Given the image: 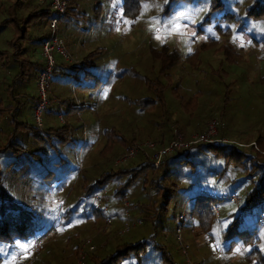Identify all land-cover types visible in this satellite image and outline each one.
I'll return each instance as SVG.
<instances>
[{
    "label": "rangeland",
    "instance_id": "1",
    "mask_svg": "<svg viewBox=\"0 0 264 264\" xmlns=\"http://www.w3.org/2000/svg\"><path fill=\"white\" fill-rule=\"evenodd\" d=\"M120 1L75 0L76 13L71 21L57 20L56 31L63 36L72 61H82V54L97 52L99 88L91 93L90 89L71 85L63 78L54 80L53 71L47 103L40 115V128L34 125L30 109L31 99L37 97L32 68L42 61L39 46L32 40L47 31L46 17L35 18L27 38L17 43L31 64L24 74L20 69L17 71L12 59L8 58V61L5 57L13 52V30L10 27L0 29V52L3 53L0 55V100L11 101L4 92L10 86L13 93L8 96L14 97L15 117L27 126V129H20V126L15 130L11 125L6 131L0 127V133L10 132L6 139L0 137V143L5 145L12 140L14 147L19 149L12 154V160L2 157V171L9 170L11 163L14 175L10 178L0 172L4 175L0 184L12 201L30 208L35 223L55 222L50 235L45 233L47 229H40L34 236L38 237L41 248L31 264L39 260V264H75L77 250L86 242L94 248L86 253L81 264H91L113 250L112 240L117 243L140 241L145 246V252H137L138 258H120L115 264H145L155 258L154 244L164 245L176 264H249L244 255L252 250V240L248 244L238 240L228 249L218 238L219 230L227 226L228 213L245 214L239 209V203L210 204L213 215L205 212L202 216L208 219L204 226L211 217L215 222L213 230L209 231L212 236L198 232L195 222L185 218L191 207L186 193L193 185V177L189 174L178 178L173 174L169 179L173 187L165 188L167 194L174 187L178 192L171 195L167 205L153 203L155 191L149 183L154 175L150 169L144 172L148 183L143 177L139 179L140 175L132 178V173H124L104 180V176H100L102 186L94 187L90 194L85 193V188L94 184L103 172L112 175L119 167L136 166L139 154L126 162L112 164L131 144L161 139L162 144L156 143L160 147L174 131L182 141H188L213 119L222 124L212 136V143L241 144L246 148L257 135L264 136V57H258L255 52V48L259 52L262 45L258 42L252 46L247 37L256 34L264 38V24L255 27L252 17L245 14H255L249 12L253 0H222V8L216 13L209 11V0L198 3L193 0H150L152 3L140 0L136 5L140 10L139 19L133 22L130 13L121 18ZM157 1L170 7L168 14L156 13L161 11L156 6ZM30 2L38 8H47L38 0H28L27 4ZM8 5V0H0V25L7 18ZM224 12L233 15V19L224 16ZM168 51H174L176 59H168L170 62L165 63V69L160 73V63L166 59ZM147 78H156L152 82L156 86L154 91L150 85H145ZM106 82L108 84H104ZM159 90L163 92L164 100L160 108L156 109L157 104L152 105L150 111L137 107L143 99L159 100ZM225 94L229 101L222 103ZM61 101L65 102L58 104ZM94 103L93 108L77 110L80 104L91 106ZM68 107H76L71 115H66ZM0 123L3 124L1 120ZM64 124H68L67 129H63ZM32 127L43 130L42 138L33 136L31 132L35 130ZM49 128L54 129L52 134L47 131ZM57 139L62 140L57 143ZM132 139L136 141L130 143ZM20 148H27L28 155H22ZM58 152H62L67 160H60ZM17 154L28 157L22 167H19L21 157ZM158 166L152 165L155 173L159 171ZM73 167H77L75 175L71 174ZM45 168L49 169L47 173ZM63 168H66V174L70 173L68 177H59ZM179 172L183 173V169L176 171ZM41 174H45L42 179ZM124 183H128L127 195L120 200L112 199L116 188ZM203 191L205 193L201 194L213 193L209 188ZM236 193L240 200V193ZM93 195L107 197L102 204L106 208L104 213L96 209ZM222 197L225 198L223 194L219 196ZM122 198L127 201V207L123 206ZM152 214L158 216L150 219ZM252 215L248 224L257 217L255 213ZM135 219L140 223L129 226ZM182 220L181 232L179 223ZM259 225L264 234V222ZM126 227L127 231L120 234L119 231ZM258 233L259 230L256 235L261 240ZM258 245L264 252V242ZM10 254L4 252L2 264L18 261ZM18 258V263L24 264L23 258ZM157 264L164 263L157 260Z\"/></svg>",
    "mask_w": 264,
    "mask_h": 264
},
{
    "label": "trees",
    "instance_id": "2",
    "mask_svg": "<svg viewBox=\"0 0 264 264\" xmlns=\"http://www.w3.org/2000/svg\"><path fill=\"white\" fill-rule=\"evenodd\" d=\"M69 0H66L68 2ZM105 1V0H104ZM202 0H193V2L198 3ZM9 4L6 12H7V18L4 19V21L1 22L0 29L1 28H8L10 27L13 30V52L11 54H6L5 57L9 61L8 58L12 59V61L17 66V71L20 69V72L24 74L26 71L28 65H31L29 60L22 56L20 58V54H22L20 47V44H17L19 40L26 39L27 38V31L32 24H34V19L39 18L40 16L46 17V20L50 17H52V13L48 7V5L45 4L47 8H38L36 5H34L32 2L28 3V0H8ZM17 2L19 3L17 5ZM140 2V0H121L120 1V8L122 9V17L124 19V14L130 13L129 16L132 18V22L135 21L137 18L139 19L140 10L136 6L137 3ZM156 3V6H159L161 11H157L156 13L165 14L169 12L170 7L164 2ZM146 3H152L150 0H148ZM77 4L75 3V0H70V4H67L66 11L60 19L62 22L67 23L66 20L71 21V17L75 16V6ZM21 5L25 6L22 7ZM222 0H209V11L211 13H216L217 10H220L222 7ZM38 8V9H37ZM249 12H254L255 14H247L248 17H252V24L255 27H261L264 24V0H253L249 7ZM166 14V15H167ZM224 16H229L230 19H233V15H229L228 13L224 12ZM65 20V21H64ZM220 22H222V18L219 19ZM10 22V23H9ZM46 27V24H45ZM47 29V28H46ZM240 29V28H238ZM240 30H243L242 28ZM255 32V30H254ZM48 35V29L45 32L44 35L37 37L33 39L32 41L36 44H38L39 48L41 43L47 38ZM248 41H250L252 46H254L256 43L261 42L262 47L258 48L259 53L256 48L255 52L257 53L258 57H264V38L262 36L254 35H247ZM63 38V36H62ZM64 39V38H63ZM87 52V51H86ZM92 51L86 53V55L82 54L80 58L82 61H78L77 63H65V62H57L55 64V67L53 69L54 71V80L63 78L66 82L70 83L71 85L79 86L81 88L90 89L91 93H95L96 90L99 88L98 85V65L96 64V53H91ZM85 53V52H84ZM3 54L0 52V55ZM27 56V54H25ZM172 58V61H175L176 55L174 51H168V54L166 56V59L163 60L162 63H160V71L162 72L165 67V63H169L170 60L168 59ZM37 65H40L38 63ZM36 65V66H37ZM41 66V65H40ZM100 67V66H99ZM38 69L36 70L37 73ZM52 71V73H53ZM36 73L34 75V80L36 78ZM52 75V74H51ZM53 79V78H52ZM156 79V78H155ZM154 79V80H155ZM51 80V78H50ZM149 78L145 81V85H150V88L152 91H154V87L152 82L154 81ZM108 84V82L104 83ZM10 87V86H9ZM6 87L4 92L7 95V98L11 100L10 102L4 101L1 102L0 100V120L3 124L0 123V127L2 126L5 131L7 126H13V128L16 130L21 126L20 129H27V126L24 123L18 122V120L15 117V113L17 111L15 107L14 97L8 96V94L12 95L13 89ZM89 91V90H86ZM162 91L160 93H157V96L159 97V100L151 99L152 101H149L150 99H147L144 101L141 100L139 102L137 107H142L145 109H148L150 111V107L152 105H156V109L160 108V105L163 103V95ZM99 97V96H98ZM97 97V98H98ZM96 98V99H97ZM221 102L225 103L228 102L229 99L226 96V94L222 97ZM36 101V98L31 99V106L30 109L32 110V107ZM65 101L58 102L64 103ZM148 103V104H146ZM146 104V105H144ZM95 105L92 104L91 106L80 104L77 107V110H84L87 108H93ZM76 109V107H68V114L71 115L73 113L72 109ZM91 110V109H90ZM58 112V110L56 109ZM58 114V113H57ZM157 113V117H159ZM218 129L221 128L222 121H218ZM68 124H64L63 129H67ZM99 127V124L97 125V128ZM33 128V127H32ZM35 131L31 132L33 133V136L36 138H42V129H35ZM50 130V134L54 132V129L49 128L47 131ZM175 131L171 134L169 140L166 142V144L173 138ZM8 136H10V132L6 133H0L1 140L6 139ZM13 138V136H11ZM122 137H120L121 139ZM150 140H154L152 138H149ZM0 140V141H1ZM62 139H57V143L60 142ZM122 140V139H121ZM15 139H13V142ZM136 140L132 139L130 143L135 142ZM158 148L157 144H162L161 139L154 140L153 141ZM157 143V144H156ZM253 143V144H252ZM249 146L246 148H242L241 144H233V143H221V142H215V143H195L190 144L188 146L179 147L177 149H174V151L166 155L162 158L161 162L159 163V171H156L152 167V162L147 160V157L140 153L138 156L140 157L139 163L136 166L129 165L124 167H119L115 169L114 173L106 174L101 173L98 178H96V182L91 184L88 188H85V193H91L93 192L94 187L100 188L102 185L101 182L108 178L109 176H115L118 177L122 176L124 173H132L130 174L132 178H136L138 175L139 179L143 177V180L147 182L146 180V169H150V173L154 175V179L150 180V183L155 191V201L158 203H161V205H167L168 200L170 199L171 195H174L178 192V188L174 187L171 189L170 194H167L166 187H173L171 186L172 183L169 182V179H171L172 175L174 174L176 178L181 177L184 174H189L193 177V185L191 187V190H186V193L188 194L187 198L190 199L188 203H190V208L188 210V213L185 214V218L189 217L191 221H194L197 225L198 232L203 234H210V230L214 228L215 222L211 221V218H209V222L207 226H204V224L207 222L208 219L204 218L202 216L205 212L213 215L212 210L210 208V204L217 203L222 205L225 202H230L226 199L219 198L221 194L228 195L232 192H239L240 193V202L238 207L242 212L244 213H228L226 216V220L228 219L226 227H222L221 230H219L218 238L222 244L226 246V248L230 249L236 241H242L243 243H249L252 240L253 247L252 250H250V253H245L244 258L245 261L249 264H264V252H262L259 249V243L264 242V234L262 231V228L260 227L258 223V213L264 212V136L263 135H257L255 137L254 142H252ZM165 144V145H166ZM14 143L12 144V140L8 141L5 145L4 143H0V162L2 163V157L7 159L10 158L11 160L14 158L12 154L19 149H16L14 147ZM125 145V144H124ZM122 145V148L123 146ZM164 146V145H163ZM161 147V146H160ZM255 147V148H254ZM22 149V148H20ZM24 149V151H23ZM20 153L22 155L27 154L29 150L27 148H23ZM258 150L262 151L263 153L260 155ZM58 157L60 160H67V158L64 156V154L61 152H58ZM19 157L21 155L17 154ZM21 162L19 164V167H22L21 165L25 164V162L28 161V157L24 156L20 158ZM32 160V159H31ZM0 163V172L5 173V175L10 178L13 177L12 173V167L11 163L8 165V169L2 171ZM64 164V163H63ZM63 164H58V166H62ZM158 166V167H159ZM18 167V168H19ZM77 167H73L74 172L71 173L72 175H75L77 173ZM66 168L61 169V174L59 177H63L66 175L68 177L70 173L66 174ZM178 169H183V173H176ZM48 168H45L44 171L47 173ZM104 176L103 180L100 178V176ZM129 175V176H130ZM45 174H41V179L44 178ZM127 176V177H129ZM4 175L0 174V181L3 180ZM40 179V180H41ZM62 178H59L58 180H61ZM123 182V181H122ZM148 183V182H147ZM128 183H124L121 187L118 186L116 188V191L114 192V198L116 200H120L123 195L126 194ZM211 189L213 193L212 195H205L201 194L203 189ZM17 203V202H16ZM14 201H12L11 196L7 193L5 188L0 184V264H2V260L5 259L4 252L10 253L11 256L14 257L13 251L20 248L21 244H27L32 237H34L38 231L41 229H47L46 234L54 228V223H50L47 220H44L43 222L35 223L33 218L34 215L31 212L30 208L21 204L18 205ZM232 204V202H230ZM261 204V205H260ZM166 207V206H165ZM147 209V208H146ZM96 213V212H94ZM255 213L254 221L248 224V218L252 217ZM158 216V215H157ZM156 215H151L150 219L157 217ZM56 220V219H55ZM54 220V221H55ZM185 220V219H184ZM184 220H182L181 223H179L180 231L182 232ZM222 220V219H221ZM212 222V224H211ZM259 230V233L262 238L260 240L259 235H256V231ZM45 234V235H46ZM119 234V233H118ZM50 235V233H49ZM210 236H212L210 234ZM111 244L113 245V250L109 252L105 257L101 258L99 261H92L91 264H115L120 258L127 259V258H138L139 254L138 251H144L145 246L143 242L137 241L135 243H117L116 241L112 240ZM117 244H121L120 246H116ZM73 246H76V243H74ZM156 251H155V258H152V260L146 262L148 264H157V260L159 262H163L164 264H176L174 263L164 245H155ZM133 251V252H131ZM145 252V251H144ZM76 258V257H75ZM15 259V257H14ZM20 261V260H18ZM18 261H14V264H22L18 263ZM23 261V260H22ZM75 261V259H74ZM24 262V261H23ZM41 260L35 262V264H39ZM84 263V262H83ZM145 263V264H146ZM74 264V262L72 263Z\"/></svg>",
    "mask_w": 264,
    "mask_h": 264
},
{
    "label": "built area",
    "instance_id": "3",
    "mask_svg": "<svg viewBox=\"0 0 264 264\" xmlns=\"http://www.w3.org/2000/svg\"><path fill=\"white\" fill-rule=\"evenodd\" d=\"M38 2L48 5L53 15L48 19L46 24V27L48 29L47 38L41 43L39 48V56L42 61H41V66L36 73L35 83L37 87V97L31 110L32 111L31 117L33 123L34 125L38 126V128H40L41 127L40 115H41V111L43 110L44 106L47 103V89L49 86L52 71L55 67V64L57 63L56 59H60L65 63H77L78 61L76 60L72 61V58L66 49L63 38L56 31L57 20L63 17L66 11V6H67L66 0H38ZM217 127H218V123L215 119H213L206 125L205 129L202 132L195 134L188 141H182L181 138L177 136L175 132L173 138L166 145L158 148L156 147L153 141H145L143 143L131 144L124 150V152L117 159H115L112 162V164L117 165L120 162L121 163L126 162L127 159L142 153L148 157V159L152 162L153 166L157 167L161 162L162 158L166 155L171 154L174 151V149L195 143L214 142L212 136L215 135ZM202 193H205V191H202ZM207 195H212V194L210 193ZM224 196H225L224 199L232 202L233 204H237L239 202V195L237 193H230ZM124 198H122V204L123 206L127 207L128 206L127 201ZM106 199L107 197L105 196L102 198L99 197L98 195H93V200L96 209L102 210L103 213L105 212L106 208L103 207L102 204L104 203V201H106ZM214 211L216 212L215 209ZM124 214L126 217H128L127 210H124ZM257 215H258V222L262 225V223L264 222V212H260ZM259 219L261 220V222L259 221ZM104 221L108 222L107 219H104ZM134 222L140 223V220L139 219L131 220L129 226L134 224ZM127 229L128 227L122 229L121 231H119V233L123 234L125 231H127ZM177 232L179 233V230H177ZM37 240L38 237H34L27 244H25L31 246L28 250L27 258H24V254L22 253L21 248L14 250L13 254L15 259L19 260L18 257H21L23 258L21 260L24 261V264H31L32 260L34 259L33 256L36 255V253H38V251L41 248V243H39ZM93 248H94L93 245H91L89 242H86L84 243V245H81L76 253L75 264H81L86 256V253L91 251Z\"/></svg>",
    "mask_w": 264,
    "mask_h": 264
},
{
    "label": "snow or ice",
    "instance_id": "4",
    "mask_svg": "<svg viewBox=\"0 0 264 264\" xmlns=\"http://www.w3.org/2000/svg\"><path fill=\"white\" fill-rule=\"evenodd\" d=\"M126 23H127V21H126ZM157 38H159V37H157ZM30 247H31L30 245H24V244L20 245L22 253L24 254V258H27V253H28V250H29ZM237 251H239V249H237Z\"/></svg>",
    "mask_w": 264,
    "mask_h": 264
},
{
    "label": "crops",
    "instance_id": "5",
    "mask_svg": "<svg viewBox=\"0 0 264 264\" xmlns=\"http://www.w3.org/2000/svg\"><path fill=\"white\" fill-rule=\"evenodd\" d=\"M216 42H218V41H216ZM19 56H20V58H22V56H24V54H20ZM40 65H41V63H40ZM40 65H37V66L35 65V66L32 68V70H33V76L35 75L36 70H37V69L39 70ZM245 92H246V90H245ZM102 95H103V93H102ZM263 122H264V121H263Z\"/></svg>",
    "mask_w": 264,
    "mask_h": 264
},
{
    "label": "clouds",
    "instance_id": "6",
    "mask_svg": "<svg viewBox=\"0 0 264 264\" xmlns=\"http://www.w3.org/2000/svg\"><path fill=\"white\" fill-rule=\"evenodd\" d=\"M253 144V143H252ZM238 204V203H237Z\"/></svg>",
    "mask_w": 264,
    "mask_h": 264
}]
</instances>
